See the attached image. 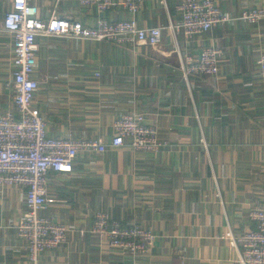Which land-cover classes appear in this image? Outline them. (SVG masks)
<instances>
[{
	"label": "crops",
	"instance_id": "obj_1",
	"mask_svg": "<svg viewBox=\"0 0 264 264\" xmlns=\"http://www.w3.org/2000/svg\"><path fill=\"white\" fill-rule=\"evenodd\" d=\"M236 20L187 37L180 0H143L141 27L164 28L161 44L117 46L38 37L40 81L33 102L51 137L109 143L121 115L144 113L171 147L158 154L129 149L83 151L70 174L51 173L42 212L64 223L66 243L42 253L38 264H238L235 238L254 227L252 207L264 205V20L239 17L264 0H215ZM39 15L74 16L97 24L98 12L78 0H33ZM13 0H0V114L14 109L13 38L2 27ZM111 20L130 19L121 8ZM225 50L217 76L184 77L180 57L203 48ZM100 73L96 77V73ZM96 211L139 223L158 236L152 255L135 263L91 231ZM19 189L0 191V264H31L16 225L25 214Z\"/></svg>",
	"mask_w": 264,
	"mask_h": 264
},
{
	"label": "built area",
	"instance_id": "obj_2",
	"mask_svg": "<svg viewBox=\"0 0 264 264\" xmlns=\"http://www.w3.org/2000/svg\"><path fill=\"white\" fill-rule=\"evenodd\" d=\"M84 7L96 8L97 24L86 26L74 16L52 13L39 15L33 0H13L6 12L2 27L13 38V77L7 88L13 91L14 109L0 114V191L15 187L21 193L26 212L16 225L22 249L31 264H38L42 253L60 247L68 239V227L42 214L54 200L48 195L51 173L70 174L83 151L105 153L109 149L124 148L135 152L158 154L171 144L162 138L155 125H149L144 113L130 112L114 121L115 134L109 143L99 139H73L51 137L43 117L34 109L33 102L40 81L35 77L39 67L38 37L107 42L132 47L161 44L164 28L141 27L136 17L143 0H78ZM124 9L130 19L111 20L108 11ZM180 24L173 26L177 33L187 37L201 35L217 26L226 25L236 18L224 12L215 0H180ZM239 19L252 25L264 20V8L244 12ZM225 59V50L217 45L202 49L195 57H180L184 77L217 76ZM258 71L264 80V52L257 60ZM100 73H96L99 77ZM249 218L254 227L235 238L238 247V264H264V205L252 207ZM91 231L100 243L114 247L135 263L148 259L158 236L139 223H128L115 218L110 212L96 211Z\"/></svg>",
	"mask_w": 264,
	"mask_h": 264
}]
</instances>
